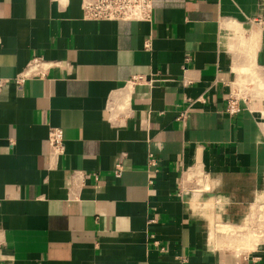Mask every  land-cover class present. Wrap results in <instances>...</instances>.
Listing matches in <instances>:
<instances>
[{
    "label": "crops",
    "instance_id": "1",
    "mask_svg": "<svg viewBox=\"0 0 264 264\" xmlns=\"http://www.w3.org/2000/svg\"><path fill=\"white\" fill-rule=\"evenodd\" d=\"M254 207L264 0H152L151 20L0 0V264H264Z\"/></svg>",
    "mask_w": 264,
    "mask_h": 264
},
{
    "label": "built area",
    "instance_id": "2",
    "mask_svg": "<svg viewBox=\"0 0 264 264\" xmlns=\"http://www.w3.org/2000/svg\"><path fill=\"white\" fill-rule=\"evenodd\" d=\"M82 15L85 18L103 19H137L151 20L152 0H81ZM145 46L149 42L144 43ZM23 74L17 75L15 81L20 83ZM138 79V77H136ZM243 99L237 95H229L226 99V110L236 113L241 109ZM184 113L180 114L183 117ZM47 141L52 152L60 153L64 147L63 128L61 126H50ZM121 165L117 164L114 174L119 176Z\"/></svg>",
    "mask_w": 264,
    "mask_h": 264
},
{
    "label": "rangeland",
    "instance_id": "3",
    "mask_svg": "<svg viewBox=\"0 0 264 264\" xmlns=\"http://www.w3.org/2000/svg\"><path fill=\"white\" fill-rule=\"evenodd\" d=\"M203 206H204L203 208L206 210V212L212 214L211 210H212L213 206L211 207L209 203H205V204H203ZM257 207H259V205H257ZM257 207H254L253 210H252V213H251V218L252 219H250V221L247 224H245V225H251V223H253L254 228L253 227L252 228L250 227V229H249V227H248V231L252 232V234H253L252 235V238L250 237V239H252V242L253 243H258L261 239L264 238V213H261L258 216V218H255L257 216V214H258L257 213L258 212L257 211L258 210ZM243 230H244V227H236V231H237L238 234L239 233H242V232H239V231H243ZM253 237L256 239L257 242H255L253 240Z\"/></svg>",
    "mask_w": 264,
    "mask_h": 264
},
{
    "label": "bare ground",
    "instance_id": "4",
    "mask_svg": "<svg viewBox=\"0 0 264 264\" xmlns=\"http://www.w3.org/2000/svg\"><path fill=\"white\" fill-rule=\"evenodd\" d=\"M259 223H260V222H259ZM227 227H229V226H227ZM231 228H232V227H230L229 229H231ZM253 228H254V227H253ZM257 228H258V227H257ZM224 229H225V228L223 227L222 230H224ZM226 229H227V228H226ZM255 229H256V228H255ZM255 229H254V230H255ZM233 231H234V230H233ZM228 232H229V231H228ZM228 232H227V233H228ZM239 232H241V231H239ZM254 232H255V231H254ZM240 234H241V233H240Z\"/></svg>",
    "mask_w": 264,
    "mask_h": 264
}]
</instances>
